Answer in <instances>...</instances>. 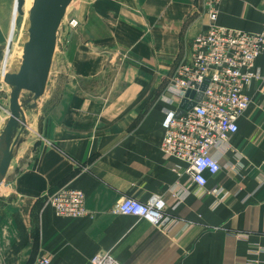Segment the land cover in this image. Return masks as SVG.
<instances>
[{"label": "crops", "instance_id": "crops-1", "mask_svg": "<svg viewBox=\"0 0 264 264\" xmlns=\"http://www.w3.org/2000/svg\"><path fill=\"white\" fill-rule=\"evenodd\" d=\"M204 1L71 3L67 13L81 26L56 49L50 93L0 185V264H34L40 256L90 264L105 251L121 264H264V251L253 250L264 247V80L250 86L238 132L214 150L221 168L205 189L191 185L161 147L165 113L177 104L162 94L208 24ZM17 16L16 0H0L4 108L10 90L3 75L23 33ZM263 20L264 0L221 2V25L260 32ZM257 66L264 74V53ZM8 116L0 113V128ZM66 184L85 192V216L61 217L45 205V194ZM153 195L165 202V226L113 212L125 197Z\"/></svg>", "mask_w": 264, "mask_h": 264}, {"label": "built area", "instance_id": "built-area-1", "mask_svg": "<svg viewBox=\"0 0 264 264\" xmlns=\"http://www.w3.org/2000/svg\"><path fill=\"white\" fill-rule=\"evenodd\" d=\"M221 2L204 1L208 24L190 41L188 53L177 65L162 94L170 105L177 103L166 111L162 122V151L178 162L176 170L182 168L189 175L191 185L200 190L206 188L208 175L216 174L221 168L214 150L227 145L230 136L238 132V120L252 102L250 86L264 80L257 66L258 58L264 53V20L260 32L221 25L218 22ZM80 23L76 17L66 14L57 34L56 49L61 41L60 32L76 31ZM203 83L207 86L201 91ZM191 92H202L203 96L191 109L177 116L182 100H195L190 98ZM44 197L45 205L52 207L58 216L80 218L87 214L86 194L82 189L61 185ZM113 212L137 216L157 226H165L171 220L165 214L164 200L158 195L146 201L125 197ZM253 250L263 252L264 247L256 244ZM34 264H51V260L40 256ZM90 264L121 263L110 251H105L95 254Z\"/></svg>", "mask_w": 264, "mask_h": 264}, {"label": "water", "instance_id": "water-1", "mask_svg": "<svg viewBox=\"0 0 264 264\" xmlns=\"http://www.w3.org/2000/svg\"><path fill=\"white\" fill-rule=\"evenodd\" d=\"M73 1L33 0L25 18L26 0H16L18 16L15 25L17 31L23 29V33L20 52L11 68L3 75V81L10 91L9 116L0 128V185L30 129H35L31 117L38 115L42 98L47 92L50 93L48 87L51 84L50 72L56 52L57 34ZM8 46L11 47V41ZM206 86L203 83L201 91ZM189 96L195 100H182L177 116L191 109L203 93L191 92Z\"/></svg>", "mask_w": 264, "mask_h": 264}, {"label": "rangeland", "instance_id": "rangeland-1", "mask_svg": "<svg viewBox=\"0 0 264 264\" xmlns=\"http://www.w3.org/2000/svg\"><path fill=\"white\" fill-rule=\"evenodd\" d=\"M76 1V0H75ZM73 6V5H72ZM67 16L68 17H73V16H71V14L70 13H67ZM77 18V17H76ZM78 19V18H77ZM80 21V20H79ZM81 22V21H80ZM80 26H81V23H80V25H79V27L76 29V31H78L79 30V28H80ZM64 27V26H63ZM66 31L63 29L61 32H60V37H61V41L59 42V46H58V52L59 51H63L64 49H65V47L67 46V44L69 43V36L71 35V33H73V32H75V31H73V32H68V33H65ZM22 36V35H21ZM65 38V39H64ZM62 39H64V41H62ZM15 42H16V45H17V47L19 48V44H20V42H21V38H17V37H15ZM18 50V49H17ZM7 52V51H6ZM18 54H15V57L17 56ZM4 63H6V54H5V58H4V60H3V63H2V71H4V69H5V67H4ZM46 96H48V95H46ZM8 108H9V106L7 107V108H4V107H2V106H0V113L1 114H7L8 113ZM8 115H9V113H8Z\"/></svg>", "mask_w": 264, "mask_h": 264}]
</instances>
